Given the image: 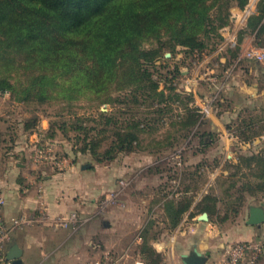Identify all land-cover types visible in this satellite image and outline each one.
Returning <instances> with one entry per match:
<instances>
[{"label":"rangeland","instance_id":"rangeland-1","mask_svg":"<svg viewBox=\"0 0 264 264\" xmlns=\"http://www.w3.org/2000/svg\"><path fill=\"white\" fill-rule=\"evenodd\" d=\"M258 1L248 0L243 9L231 5L226 24L217 27L206 38L207 46L202 51H190L181 45L170 50L165 46L160 49L155 60L148 64L152 78L158 82V90L174 87L182 96L191 97L189 106L198 108L199 121L190 131L182 127L181 121L187 115L183 107L184 102H187L185 97L180 101L169 100L168 106L158 113L157 108L163 103H157L156 97L154 100H143L138 93L136 102L131 88L117 89L115 85L98 95L85 89L75 93L66 91L60 95L57 93L60 88L53 87L51 97L43 102L18 101L9 92H4L0 94V177H5L7 168L18 171L16 162L27 163L28 169L32 165L19 156L14 157L10 164L9 155L5 154L13 147L18 132V128L15 132L13 127L20 121L21 129L36 131L39 141L51 143L54 150L67 156L71 163L103 165L116 160L120 164L115 188L104 193L99 202H104L113 190L118 189L120 179L127 181L110 203L112 206L120 203L119 207L124 204L130 207L124 213L131 217V221L118 227V232L127 238L121 247H125L128 242L130 244L133 238L142 236L146 229L150 238L163 239L166 244H179L190 236V218H193V222L199 221L197 217L201 213L198 206L204 202L215 208L209 220L215 227L221 225L217 228L220 235L236 228V225H243L250 205H264V186L258 189V184L263 181L257 176L259 169L242 160L264 149L255 152L258 146L252 144L257 138L264 141V109L255 111L244 108L242 98L236 95L239 83L250 85L258 78L256 63L264 78V69L259 62L242 57L247 44L264 45V30L260 33L247 27L248 17L256 12ZM218 13L217 6H212L210 14L214 25L219 22ZM158 45L156 40L150 39L143 41L141 48H157ZM250 68L253 70L251 73ZM14 76L25 83L27 74L21 71ZM70 95L75 98L70 99ZM106 98L110 100L105 101ZM224 110L232 113L221 120ZM100 112L111 117L110 124H105ZM213 116L221 121L220 129L212 128ZM133 120H141L140 126L145 127L136 132L137 139L133 142L132 151L115 152L112 160L97 162L89 146L82 150L84 141H94L95 152L102 155L115 142V133L126 130L125 125ZM32 121L33 125L26 127ZM51 121L56 123V135L48 138L47 130ZM62 122L65 125L59 128ZM86 133L88 138L84 140ZM227 137H232L242 147L238 144L225 145L223 141ZM31 147L26 148V153L29 154ZM175 154L179 155L180 165H175L168 158ZM138 156H149L151 159L147 163L140 159V163L130 166V169L124 165L127 157ZM206 196L209 198L206 199ZM171 197L193 200V208L182 215L175 227H171L164 219L166 217L162 209L164 200ZM150 221L154 222L149 224ZM261 225L263 234L256 239L263 241L262 253L257 264H264V222ZM137 248L133 243L129 251L130 260Z\"/></svg>","mask_w":264,"mask_h":264},{"label":"trees","instance_id":"trees-1","mask_svg":"<svg viewBox=\"0 0 264 264\" xmlns=\"http://www.w3.org/2000/svg\"><path fill=\"white\" fill-rule=\"evenodd\" d=\"M247 3L248 0H0V94L9 92L18 101L43 102L51 97L53 87L60 88V95L81 89L98 95L115 85L117 89L131 88L136 102L138 93L143 100L156 97L157 103H163L157 108L158 113L168 106L169 100L185 97L187 115L181 123L190 131L200 117L198 108L188 105L191 97L182 96L174 87L158 90V82L147 66L165 46L170 50L181 45L190 51H202L207 46L206 38L226 24L228 8L236 5L243 9ZM214 5L219 12L216 25L210 14ZM247 27L260 33L264 30V0L258 1ZM150 39L156 40L158 47L141 48V43ZM21 71L27 74L25 83L14 76ZM100 117L110 124L111 117L105 112H100ZM141 124V120L127 123L126 130L115 133V142L102 155L95 152L94 141H84L88 138L86 133L82 150L89 146L97 162L110 161L115 152L133 150L136 132L145 127ZM64 125L62 122L58 127ZM56 127L51 121L48 138L56 135ZM242 160L259 169L261 189L264 149ZM192 202L185 197L166 198L163 211L167 223L177 226ZM198 208L208 217L215 212L207 202ZM146 234L147 229L142 235L141 252L149 254L152 251Z\"/></svg>","mask_w":264,"mask_h":264},{"label":"crops","instance_id":"crops-1","mask_svg":"<svg viewBox=\"0 0 264 264\" xmlns=\"http://www.w3.org/2000/svg\"><path fill=\"white\" fill-rule=\"evenodd\" d=\"M255 67L259 72L258 78L250 85L239 83L236 95L239 99L242 98V107L261 111L264 109V78L257 63ZM249 72L253 70L250 68ZM237 105L240 106L235 104L236 107ZM231 113L224 110L221 120H225ZM220 122L213 116L212 128L220 129ZM16 127L18 132L13 147L5 153L9 155L8 162L11 164L16 156L30 162L26 148L31 147L39 139V135L36 131L21 129L20 121L13 127L15 132ZM42 128L46 129L45 126ZM223 143L242 147L232 137L225 138ZM252 144L258 146L255 152L264 147V141L258 138ZM126 159L124 165L130 169V166L138 165L140 159L147 163L151 158L138 156ZM85 163L90 162L72 163L69 168L57 171L51 166L33 163L28 169L27 163L16 162L18 171L7 168L5 177H0V195L4 199L2 215L6 221L22 213L38 215L40 211L49 219L64 218L72 212L79 219H86L78 227L73 223L60 226L47 221L15 230L7 243L6 252L12 244H17L22 251L19 264H85L88 260L100 259L104 252L113 256L111 264H137L138 261L143 264H199L200 260L191 256L194 249L201 254L203 264H216L222 257V248L226 243L256 239L263 234L261 224L247 225L244 222L220 235L217 228L221 225L215 227L209 217L202 223L200 220L193 222V218H190V236L182 239L179 244H166L163 239L150 238L146 234L153 253L141 252V235L130 240V244L127 240L126 246L121 247L127 238H124L125 234L118 232V227L131 221V217L124 213L130 207L126 204L119 207L120 203L103 206V201L99 202L104 193L115 188L120 164L116 160L103 165L90 163L89 168L82 169L81 165ZM132 242L138 248L130 260Z\"/></svg>","mask_w":264,"mask_h":264},{"label":"built area","instance_id":"built-area-1","mask_svg":"<svg viewBox=\"0 0 264 264\" xmlns=\"http://www.w3.org/2000/svg\"><path fill=\"white\" fill-rule=\"evenodd\" d=\"M242 57L259 62L264 69V45L257 46L251 43L247 44L243 48ZM205 110L207 111V109ZM168 158L173 160L175 165H180L178 154L170 155ZM29 160L35 165H48L57 171H63L72 164L67 156L58 154L51 143L46 141L41 142L39 140L30 148ZM126 184L127 181L120 179L118 181V189L113 190L104 200L103 204L109 205L113 202ZM3 205L4 199L0 195V264H11L6 258V246L15 230L31 224L47 221L60 226L73 223L75 227H78L86 221V219H79L74 212L64 218L56 217L49 219L48 216L41 211L38 215L22 213L6 221L2 215ZM262 243L263 241L260 239L232 242L223 248L222 257L216 264H257L258 258L262 253ZM112 261L113 256L109 252H104L100 259L88 260L85 264H111ZM136 263L143 264L142 261Z\"/></svg>","mask_w":264,"mask_h":264},{"label":"water","instance_id":"water-1","mask_svg":"<svg viewBox=\"0 0 264 264\" xmlns=\"http://www.w3.org/2000/svg\"><path fill=\"white\" fill-rule=\"evenodd\" d=\"M91 166L90 163H85L81 165L82 169L89 168ZM200 221H207L208 220V214L206 212H202L197 217ZM264 222V205L263 203H260L259 205H250L248 208V217L245 220V223L247 225H260ZM21 249L18 247L17 244H12L8 251L6 252V258L12 263V264H19L20 263V256H21ZM193 258H198L199 264H203L201 254L194 249V253L191 255Z\"/></svg>","mask_w":264,"mask_h":264}]
</instances>
